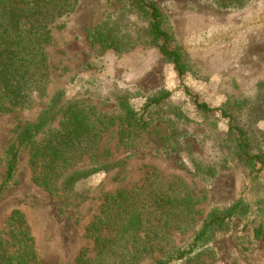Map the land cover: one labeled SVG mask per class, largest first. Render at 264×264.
Returning a JSON list of instances; mask_svg holds the SVG:
<instances>
[{
  "label": "rangeland",
  "instance_id": "374dc122",
  "mask_svg": "<svg viewBox=\"0 0 264 264\" xmlns=\"http://www.w3.org/2000/svg\"><path fill=\"white\" fill-rule=\"evenodd\" d=\"M154 2L173 35L172 44L182 47L189 67L183 77L148 37L147 14L132 0H78L46 47L50 81L45 94L35 98L32 108L0 113L1 181L4 153L16 126L35 120L56 91L67 98H88L115 115L120 113V95L142 111L147 98L170 93L149 109V127L132 145L118 144L116 127L106 130L99 148L111 152L108 160L120 163L80 179L66 194L35 184L29 147L19 149L13 182L0 193V237L9 238L7 219L19 210L40 264H74L82 249L94 257L84 228L98 213L103 195L147 181L152 191L180 199V211L192 215L187 220L180 214L173 238L177 246L190 241L208 213L229 206L243 193L250 204L248 215L234 218L225 232L190 257L198 255V264H264V243L253 236V228L264 227V166L257 164L248 174L228 119L219 111L197 109L192 98L212 108L227 105L246 128L250 151L264 156V87L259 84H264V0L237 1L238 7L226 8L218 0ZM100 25L117 47H102L92 37Z\"/></svg>",
  "mask_w": 264,
  "mask_h": 264
},
{
  "label": "trees",
  "instance_id": "16d2710c",
  "mask_svg": "<svg viewBox=\"0 0 264 264\" xmlns=\"http://www.w3.org/2000/svg\"><path fill=\"white\" fill-rule=\"evenodd\" d=\"M132 1V5L147 14L148 37L158 42L162 57L174 66L180 78L183 77L189 67L182 47L172 44L173 35L163 26L161 10L154 0ZM218 1L226 8L238 7L236 2L242 0ZM77 3L78 0H0V113L32 108L35 98L45 94L50 81L46 47L52 31L64 27L60 19L73 11ZM106 32V27L100 25L92 37L102 47H117ZM259 84L264 87L262 82ZM95 90L100 91V88ZM185 91L189 93L187 88ZM169 95L165 90L147 98L142 111L135 110L126 95H120L116 97L120 113L115 115L103 112L96 104L86 101L88 98H67L62 90L56 91L35 120L16 126L3 157L0 193L13 182L22 146L29 147L32 181L48 191L59 190L66 194L80 179L118 166V160H108L111 152L103 146L99 148L102 134L116 127L118 144L132 145L135 137L149 127V109ZM192 98L197 109L219 111L228 119L229 132L237 138L236 151L249 169L248 174L257 164L264 166V156L250 151L246 128L236 121L227 105L212 108L196 96ZM56 121L57 125L53 126ZM150 184L147 181L103 195L98 213L84 228L85 236L92 242L94 257L82 249L74 264H170L177 261L198 264V255L190 256L217 233L225 232L234 218L250 212V204L242 193L229 206L208 213L190 241L177 246L173 238L180 229L177 225L181 221L180 214L187 220H192V215L180 211V199L165 198L164 194L152 191ZM16 223L19 228L15 227ZM24 225L21 212L12 210L7 219L9 238L0 237V264H40L33 239ZM253 236L264 243V227L253 228Z\"/></svg>",
  "mask_w": 264,
  "mask_h": 264
}]
</instances>
